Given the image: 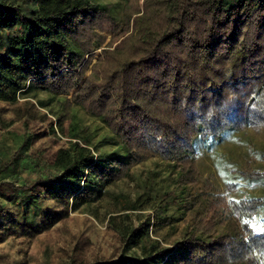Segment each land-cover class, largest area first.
Segmentation results:
<instances>
[{
	"label": "trees",
	"instance_id": "obj_1",
	"mask_svg": "<svg viewBox=\"0 0 264 264\" xmlns=\"http://www.w3.org/2000/svg\"><path fill=\"white\" fill-rule=\"evenodd\" d=\"M125 2L123 24L120 2L0 0V101L15 104L36 89L66 97L99 117L119 142L101 151L73 133L76 143L49 163L53 173L26 181L34 140L23 136L19 151L0 160L1 234L35 238L72 211L91 209L138 164L160 159L171 172L164 192L170 199L150 205L149 193L134 201L115 196L125 211L140 212L138 224L129 213L119 224L110 217L121 257L92 264H264V196L249 192L229 199L210 189L174 245L153 237L159 225L177 232L196 208L189 189L181 190L200 178L199 142L219 143L228 130L264 129V0ZM101 32L120 33L87 74L106 42ZM253 165L248 161L237 179L264 185V170ZM228 185L237 191V183ZM149 186L156 194L165 190L156 179Z\"/></svg>",
	"mask_w": 264,
	"mask_h": 264
},
{
	"label": "rangeland",
	"instance_id": "obj_2",
	"mask_svg": "<svg viewBox=\"0 0 264 264\" xmlns=\"http://www.w3.org/2000/svg\"><path fill=\"white\" fill-rule=\"evenodd\" d=\"M101 3H121L117 17L125 22V0H95ZM122 31V29L120 30ZM120 33V32H119ZM117 34L101 32L106 37L103 48L94 52L91 68L97 62L98 56L105 48H115L110 44ZM121 41V40H120ZM72 96L69 98L71 99ZM51 99V100H50ZM67 98L56 96L36 89L33 95L21 98L17 103L11 104L0 101V160L4 154L9 158L16 154L21 145L23 136L30 135L33 144L29 154L33 161L23 171L26 181H33L40 175L52 174L49 163L53 162L56 152L62 147L76 143L72 139L73 133L89 137L94 146L100 144L101 151H111L116 148V136L102 120L80 108L77 104H67ZM50 101L44 107L41 102ZM55 130V131H53ZM264 129L258 132L252 128L246 130H228L218 143V140L207 139L198 143L199 180L189 187H182L181 191L187 192L196 200V208L190 209L183 221L177 223V232L173 233L168 225L155 226L154 238L163 240L165 246H172L181 238L182 229L191 224L195 212L202 209V200L210 189L221 194H226L229 199H238L243 192L264 196V185L259 183L247 184L237 179V171L245 167L248 161L254 164V169L263 171L264 161ZM168 163L160 159H150L138 164L132 170L131 178L119 180L110 190L109 196L93 204L89 210L80 209L71 212L68 217L58 221L48 230L43 231L35 238L20 237L19 234H8L0 231V264H92L96 261L117 262L122 254V243L119 233L110 221L115 218L120 223V216L129 213L135 225L138 224L137 214L140 212L125 211L115 198L118 195H129L135 200L141 195L149 193L150 205L167 202L170 198L164 197L167 181L171 175ZM171 170H174L172 168ZM157 180V188L165 190L156 194L147 187L151 180ZM161 180H164L161 181ZM232 182L238 184L237 191L230 192ZM213 186V188L211 187ZM50 205L55 204L48 201ZM185 205V199L179 204ZM62 210V207H59ZM184 211V209H181ZM180 210V211H181ZM147 210L146 213L150 212ZM179 213H182V211ZM262 218H257L260 223ZM237 226L236 220L232 221ZM1 230V229H0Z\"/></svg>",
	"mask_w": 264,
	"mask_h": 264
},
{
	"label": "snow or ice",
	"instance_id": "obj_3",
	"mask_svg": "<svg viewBox=\"0 0 264 264\" xmlns=\"http://www.w3.org/2000/svg\"><path fill=\"white\" fill-rule=\"evenodd\" d=\"M262 230H264V229H262Z\"/></svg>",
	"mask_w": 264,
	"mask_h": 264
}]
</instances>
